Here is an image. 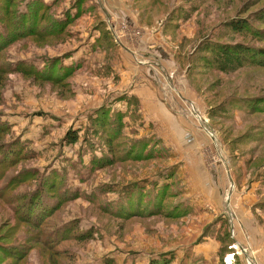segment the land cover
I'll return each instance as SVG.
<instances>
[{"label":"rangeland","instance_id":"1","mask_svg":"<svg viewBox=\"0 0 264 264\" xmlns=\"http://www.w3.org/2000/svg\"><path fill=\"white\" fill-rule=\"evenodd\" d=\"M39 1L0 0V264H250L253 251L234 230L208 260L194 244L217 235L209 220H236L239 193L252 195L247 213L264 235V68L223 74L201 47H264L254 31L226 26L246 18L264 29L256 18L264 0H42L34 16ZM145 34L156 38L142 43ZM150 59L196 100L185 113L213 149L204 150L200 181L138 98L123 93L130 86L119 73L130 80L140 66L137 87L154 75L171 91L164 66ZM225 180L227 189H210Z\"/></svg>","mask_w":264,"mask_h":264},{"label":"crops","instance_id":"2","mask_svg":"<svg viewBox=\"0 0 264 264\" xmlns=\"http://www.w3.org/2000/svg\"><path fill=\"white\" fill-rule=\"evenodd\" d=\"M102 7L104 8H102L103 11L108 16L107 23L109 22L111 26H116V24L113 23L114 21L111 10L108 7L106 8L103 4ZM151 38L154 39L156 38V36L145 34V36L143 37V39H141L140 42L147 44V42L151 41ZM116 42L124 51L127 52L130 58L135 59V61L139 59L138 52L135 48L126 44L123 40L119 41L117 38ZM166 50L167 49L165 47V49H163L164 53L166 52ZM149 62L151 66H155L157 68H163L164 66V64L161 63L159 60L150 59ZM141 67L142 66L137 67V70L132 69L130 80L123 76L122 73H119L122 76V84L128 83V85L130 86L126 87L123 93L129 91L130 94L135 95L138 98V100L140 101V107L143 113V117L147 121L151 122L154 126H156L157 129H159L162 134L161 135L159 133V137L170 148L174 149V152L178 155V158H180V160L182 159L183 164L181 167L185 170L189 169L191 172L193 171L194 179L200 181V174H198L197 176L199 170L201 172L205 171L207 173L206 168L204 167V165H202L201 162V160L204 161V150H206L207 148L212 149V143H210L209 140H206L207 138L204 132L201 130L199 122L200 120L195 117L196 115L194 116L191 111L189 115L185 113V104L189 108V105L191 104L196 105V100L193 99L190 95H188V92L184 90L185 88L181 86L183 84V81L180 84V82L177 80V77L176 79H173L174 72L173 74L169 73V71L167 70L168 68L166 69L165 66L164 70L167 73L165 76L168 77L167 84L169 87L172 88L171 91H164V89L154 79L156 78L154 75H145L146 80L143 77L144 79H142L141 82L143 86L137 87L136 82L139 74L141 73L139 72ZM171 81H174V83H172ZM184 83H187V81L184 80ZM190 92L192 91L190 90ZM184 159H192V165H188L187 161L184 162ZM215 167H219L220 171H222V173L224 172L221 165ZM214 168L210 169L208 172L209 181L214 179V177H212L211 175V173H214ZM190 180L194 182L193 178H190ZM227 185L228 184L226 180L223 182V184L214 182L210 185V189L213 191L216 189L225 190L227 189ZM196 188L198 187L196 186ZM234 195V199L232 200L230 206L235 207L237 210V216H235L236 220L231 221L230 225L225 224L227 220L226 216H224L225 219L223 221L220 220L221 217H217L214 220H209L212 222V224H214V230L217 229V235L213 236L211 232L207 235L204 233L203 244H201L200 242H197L198 244H194V242L190 243L194 244V251L196 253H203V255L206 257V260H208L210 257V251L212 253L213 251H215V254L218 255V252L221 251L222 248H224L225 241H228L229 239L225 233H232V230H234V241H238L243 245H250L251 250L254 254L252 256L253 260L255 262L264 264V235L258 221H255L254 217H252L251 214L249 215L247 213L249 212L247 206L253 201L252 195L247 194L245 196L241 195L240 193ZM201 232L199 234H201ZM219 234H221L222 236L220 237ZM185 243L186 242H182L178 244V247Z\"/></svg>","mask_w":264,"mask_h":264},{"label":"trees","instance_id":"3","mask_svg":"<svg viewBox=\"0 0 264 264\" xmlns=\"http://www.w3.org/2000/svg\"><path fill=\"white\" fill-rule=\"evenodd\" d=\"M42 4V0L35 5V10L30 8L29 12H34V16L39 9V6ZM258 20L264 19V13H260L256 16ZM20 25V23H19ZM234 33H247L249 30L257 33L258 37H264V29L259 32L253 30L249 25V22L246 18H235L226 25ZM15 30H19L15 28ZM29 30H33L29 28ZM32 32V31H31ZM5 34V33H4ZM6 36V35H5ZM4 42L2 40V46ZM203 50L210 54L209 63L213 69L223 74H231L237 72L238 70L244 68L245 66H260L264 68V47H257L251 43H221V42H212L210 40L202 44ZM212 116V115H211ZM214 116V115H213ZM101 127L103 122L97 123ZM78 135L77 133H70L68 136V142L74 143L77 142ZM264 207V204L261 205ZM174 256L171 258L173 260ZM170 259V260H171ZM152 264H157L156 261H152ZM163 264H170L168 261H165ZM187 264H201L200 259H193Z\"/></svg>","mask_w":264,"mask_h":264},{"label":"built area","instance_id":"4","mask_svg":"<svg viewBox=\"0 0 264 264\" xmlns=\"http://www.w3.org/2000/svg\"><path fill=\"white\" fill-rule=\"evenodd\" d=\"M254 262H255V261L252 259V260L250 261V264H255Z\"/></svg>","mask_w":264,"mask_h":264}]
</instances>
